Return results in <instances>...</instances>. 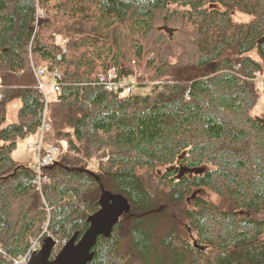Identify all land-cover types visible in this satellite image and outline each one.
Wrapping results in <instances>:
<instances>
[{"label":"trees","instance_id":"1","mask_svg":"<svg viewBox=\"0 0 264 264\" xmlns=\"http://www.w3.org/2000/svg\"><path fill=\"white\" fill-rule=\"evenodd\" d=\"M133 62L144 82L132 94L97 83L111 66L135 75ZM40 68L62 75L49 121L65 151L43 195L13 158L38 132ZM263 96L264 0H0L1 249L22 256L48 222L58 251L107 191L130 210L90 264H153L160 250L172 264H264V220L245 214L264 211Z\"/></svg>","mask_w":264,"mask_h":264},{"label":"built area","instance_id":"2","mask_svg":"<svg viewBox=\"0 0 264 264\" xmlns=\"http://www.w3.org/2000/svg\"><path fill=\"white\" fill-rule=\"evenodd\" d=\"M58 58L60 59L61 57L59 56ZM34 73L37 78L38 89L42 93V98L41 108L38 114L37 138L34 142L30 143L29 147L35 149L37 152V163L33 167L35 178L32 183L42 195L43 186L50 182V177L45 174L46 168L51 166L61 154L65 153L55 143L52 136L53 128L49 121L50 97L47 90V87L51 86L54 92H59L62 84V75L58 71L52 72L53 83L46 84L42 81V76L45 74L44 68L34 69ZM260 78L261 76L258 74L257 80H260ZM97 83L107 91L118 92L120 94H132L136 86L143 84L136 81V75H122L120 69L115 66H111L105 72L100 73L97 78ZM186 97L188 98V94ZM47 227L48 223L45 224L44 232L31 241V245L22 256L14 258L1 249L0 252L8 259L10 264H28L33 254L41 249L43 240L48 235L46 234Z\"/></svg>","mask_w":264,"mask_h":264},{"label":"water","instance_id":"3","mask_svg":"<svg viewBox=\"0 0 264 264\" xmlns=\"http://www.w3.org/2000/svg\"><path fill=\"white\" fill-rule=\"evenodd\" d=\"M160 30L172 35L167 26ZM130 210L129 200L121 194L103 192L99 209L88 218L89 227L79 237L76 233L68 240L59 252L52 257L56 241L52 236L43 240L41 249L33 254L28 264H90L94 258L93 248L100 236L108 238L122 215Z\"/></svg>","mask_w":264,"mask_h":264},{"label":"rangeland","instance_id":"4","mask_svg":"<svg viewBox=\"0 0 264 264\" xmlns=\"http://www.w3.org/2000/svg\"><path fill=\"white\" fill-rule=\"evenodd\" d=\"M40 14L42 17H44V14H42L41 12H40ZM232 17L238 22H247L250 19L249 16L244 15V14H240L238 12H235ZM133 66H134L135 72H136L135 75L137 76L136 81L138 83H140V82L143 83L144 81L142 79H138V76H139V78H141V75L143 78V74L140 73L141 71L136 67L135 62H133ZM42 81L46 84L47 83L52 84L53 78L50 74L45 72V74L42 76ZM256 81L258 84H261L263 80H262V78H260V80H256ZM47 90H48L49 94H51V92H52L51 86H48ZM148 91L149 90H143V93L144 92L147 93ZM19 106H20V104L16 101L15 103L11 104V106L9 107V115H8V120H7L8 124L16 121L17 109ZM263 111H264V96L259 99V101H258L253 112L255 115H261L263 113ZM19 144L20 145H18L17 149L13 153L14 160H16V161L24 160V161H26V163H28V165L32 166V168H33L37 163V152H36V150L29 148L27 146V142H25V140H21L19 142ZM205 168H206V170L209 169V167L204 166V169ZM193 174L194 173H192V172L191 173L187 172V173H185V176H188L191 178V177H193ZM50 182H51V179H50ZM194 194L197 197L202 198L208 202L214 203L217 201V196L207 189H200V190L197 189L194 191ZM42 195H43V192H42ZM190 199H191V197H190ZM245 214L248 217L256 219V220H264V211H262V212H246ZM46 223H48V222H46ZM45 224H44V228H45ZM166 230H167V225L165 223H162L161 225H159V236L160 237H159L158 241L153 242V246L156 247L157 249L161 248L159 243H160V240L162 239L161 237H163L166 234ZM48 235H50V234H48ZM50 236H52V235H50ZM62 247H63V245H62ZM56 248H57V246H56ZM56 248L54 249L53 254H56L61 249L60 248L57 251ZM0 249H1V247H0ZM163 258H165V256H164L162 250H160L159 254H157L156 256H153L152 254H150V256L148 257V259L151 260L149 262H152L153 264H156L157 262L168 263V264L173 263V259L172 260H165V259L162 260Z\"/></svg>","mask_w":264,"mask_h":264},{"label":"crops","instance_id":"5","mask_svg":"<svg viewBox=\"0 0 264 264\" xmlns=\"http://www.w3.org/2000/svg\"><path fill=\"white\" fill-rule=\"evenodd\" d=\"M36 138H37V135H36V137H29V138L25 139V142H27V146L29 147L30 143L34 142L36 140ZM18 145H20V144H18ZM31 149H33V148H31ZM21 162L26 163V161H24V160H21Z\"/></svg>","mask_w":264,"mask_h":264}]
</instances>
